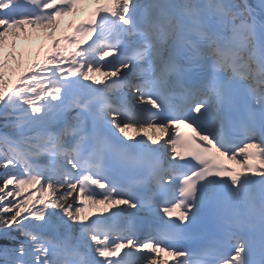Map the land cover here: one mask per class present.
<instances>
[{
    "label": "snow or ice",
    "instance_id": "1",
    "mask_svg": "<svg viewBox=\"0 0 264 264\" xmlns=\"http://www.w3.org/2000/svg\"><path fill=\"white\" fill-rule=\"evenodd\" d=\"M0 264H264V0H0Z\"/></svg>",
    "mask_w": 264,
    "mask_h": 264
},
{
    "label": "bare ground",
    "instance_id": "2",
    "mask_svg": "<svg viewBox=\"0 0 264 264\" xmlns=\"http://www.w3.org/2000/svg\"><path fill=\"white\" fill-rule=\"evenodd\" d=\"M66 25H67V21L65 22V28H66Z\"/></svg>",
    "mask_w": 264,
    "mask_h": 264
}]
</instances>
